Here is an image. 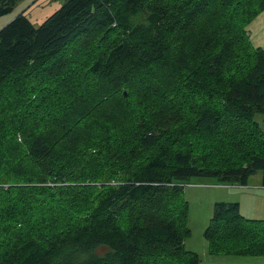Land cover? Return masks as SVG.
<instances>
[{"label":"trees","instance_id":"1","mask_svg":"<svg viewBox=\"0 0 264 264\" xmlns=\"http://www.w3.org/2000/svg\"><path fill=\"white\" fill-rule=\"evenodd\" d=\"M263 10L65 0L2 26L0 264H200L183 183L260 170L264 185V50L246 30ZM203 237L211 255L264 256V219L235 201L213 203Z\"/></svg>","mask_w":264,"mask_h":264},{"label":"rangeland","instance_id":"2","mask_svg":"<svg viewBox=\"0 0 264 264\" xmlns=\"http://www.w3.org/2000/svg\"><path fill=\"white\" fill-rule=\"evenodd\" d=\"M64 1L65 0H20L11 11L0 16V28L23 11L34 25H38L44 18L59 8ZM246 30L249 36L251 35L250 37L253 40H251L252 44L264 50V11H261L255 19L249 22ZM24 83L31 88H43L41 91L45 88H52L38 86L36 85L37 81L30 80V78ZM17 86H21V84L18 83ZM10 87L11 84L6 85L4 94L9 91ZM123 93L126 94V90H124ZM53 116L54 113H51L49 118ZM255 119L264 126V115L256 114ZM50 129L53 133L58 132L56 123H53ZM30 130L32 131V129ZM186 148H188V146L183 143V146L179 149L182 150ZM183 195L188 205L187 226L190 230V234L185 238L184 245L188 250L192 248L197 250L198 253H196L201 260L200 264H226L233 259L231 256L245 257L235 255L214 256L208 254L203 232L210 220L213 203L216 201L238 202L240 214L243 217L249 219H264L263 172L257 170L254 174L250 175L246 185H227L216 183L215 179L209 177H193L183 183ZM213 257H216L215 262L213 261ZM249 257H251L249 259L264 258V256ZM218 259L220 262H217Z\"/></svg>","mask_w":264,"mask_h":264},{"label":"crops","instance_id":"3","mask_svg":"<svg viewBox=\"0 0 264 264\" xmlns=\"http://www.w3.org/2000/svg\"><path fill=\"white\" fill-rule=\"evenodd\" d=\"M251 40H252V38H251ZM231 185H233V184H231ZM190 250L197 252V250H195V248L194 249L192 248ZM214 256H217V255H214ZM218 256H223V255H218ZM213 258H214L213 261L215 262L216 257H213ZM231 258H233V259H231L230 261H228L229 263H226V264H264V258H262V259H249V258H251L249 256L248 257H246V256L245 257H234V256H231ZM255 260H258V261H255ZM217 262H220L219 259L217 260Z\"/></svg>","mask_w":264,"mask_h":264}]
</instances>
